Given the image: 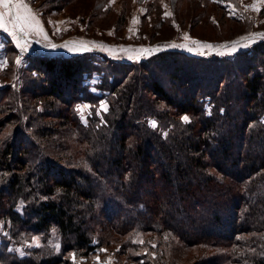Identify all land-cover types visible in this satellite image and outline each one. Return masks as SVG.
<instances>
[{"label":"trees","instance_id":"1","mask_svg":"<svg viewBox=\"0 0 264 264\" xmlns=\"http://www.w3.org/2000/svg\"><path fill=\"white\" fill-rule=\"evenodd\" d=\"M165 54L169 86L180 90L173 98L157 78L141 84L148 65L137 77L123 69L119 80L102 64L90 69L83 55L31 57L39 96L52 98L45 106L69 109L85 99L84 77L93 71L109 110L86 125L67 110L51 132L39 125L30 135L19 118L0 121V222L10 237L0 236V260L13 238L45 240L55 230L62 252L86 253L96 234L145 230L165 244L206 250L201 264H264V38L232 58L245 67L232 63L228 72L192 64L204 58ZM31 252L15 264L54 258Z\"/></svg>","mask_w":264,"mask_h":264},{"label":"rangeland","instance_id":"2","mask_svg":"<svg viewBox=\"0 0 264 264\" xmlns=\"http://www.w3.org/2000/svg\"><path fill=\"white\" fill-rule=\"evenodd\" d=\"M24 2L30 7L43 31L40 35L33 32L25 38L28 50L23 54L21 63L17 64L16 58L20 55V49L10 32L0 29V121L19 118L22 123L19 128L29 135L36 132L39 125L42 130L51 132L55 124L59 125V122L68 116L67 110L74 113L83 125L87 124V119L103 121V116L109 110V95L96 89L102 79L93 71L84 77L86 82L84 88L88 89L86 92L89 94L85 99L69 104V109L59 103L57 107L45 106L44 100L51 102L52 98L39 96L38 85L42 83V79L36 75L34 69L36 63L31 59L36 54L57 57L83 55L90 64L92 63L90 69L93 70L102 64L98 67L99 70H107L110 77L119 80L123 78L121 76L123 69L137 77L139 66L148 65L149 73L143 74L141 70L139 72L142 77L141 84H146L145 81L150 76L157 78L168 92L170 90L173 98L180 90H177L178 87L172 90L173 87L169 86L172 84V79L168 76L171 69L166 68L161 59L169 56L165 52L177 51L195 59L204 58L205 61L192 64L204 68L210 62L222 68L225 65L224 72H228L232 63L237 69L245 67L247 62L232 61V58L250 50L264 38L253 35L264 33V3L258 5L260 11H253L250 6L255 0H24ZM205 4L208 6L204 7ZM185 35L189 39H184ZM242 37L246 39L241 40ZM193 40L215 47H198L192 44ZM233 41H239L240 44L247 46L240 47L238 44L237 51L222 54L228 50L221 46L230 45ZM172 43L186 44L194 50L174 48L170 46ZM141 48L150 51L142 53ZM160 53L163 54L162 57H157ZM105 55L113 64L112 67L110 64L102 63ZM142 94L146 95L145 92ZM17 103L24 104L25 107H20ZM9 105L11 108H8ZM101 105L106 106V110L102 109ZM162 105L164 107V104H160ZM56 108L61 110V113ZM39 114H46V118L42 119ZM184 116L187 115L180 113L178 118L182 120ZM262 120L264 121V115ZM153 121L156 123L155 119H150L149 124L156 128L157 123L153 127ZM8 128L17 130L18 125L11 123ZM3 227L4 224L0 222V236L10 239L8 229ZM93 238V250L86 253L62 252L61 239L55 230L51 231L45 240H42V236H33L18 243L19 240L13 238L14 243L11 242L7 247V259L0 260V264H15L17 261L29 259L33 256L31 251L38 248L44 254L54 257L51 264H104L108 260H111V264H201V259L208 255L206 250L185 249L175 243L165 244L163 236L145 230L123 235L109 231L96 234ZM204 263L211 264V261L205 260ZM38 264L43 263L38 261Z\"/></svg>","mask_w":264,"mask_h":264},{"label":"snow or ice","instance_id":"3","mask_svg":"<svg viewBox=\"0 0 264 264\" xmlns=\"http://www.w3.org/2000/svg\"><path fill=\"white\" fill-rule=\"evenodd\" d=\"M264 3V0H255V3L251 5V9L253 11H260L258 5ZM166 15H171V13H166ZM135 19L133 20V23H135ZM0 29H3L6 32H10L11 36L16 42V46L20 49V55L16 58V63H21V58L25 52L28 50V44L27 40L25 39L29 35L35 34L40 35L42 34V28L39 25V22L36 20L35 15L32 13L30 7L28 4L24 2V0H0ZM131 31V29H130ZM258 35L261 37H264V33H258L253 34ZM45 39H47V36L45 35ZM184 39H189L187 35H185ZM246 38H241V40H244ZM193 45H196L198 47L202 48H212L215 47L213 45H209L206 43H202L200 41H192ZM239 44L240 47H246V44H240L239 41H233L229 44L222 45L221 47L226 48L228 51L227 53L222 54H231L232 52L237 51V45ZM171 47H183L186 48L188 51H193L194 49L192 47H189L188 45H177L175 43H172L170 45ZM52 47H56L55 45H52ZM71 50V49H70ZM149 49L141 48L140 52L146 53L149 52ZM6 63V61L4 62ZM102 109L106 110V106L101 105ZM79 110V109H78ZM182 120L184 122H189V117L184 116L182 117ZM153 127L156 126L155 121L152 122ZM141 243L143 241H140ZM101 251H105L104 249H101ZM104 264H111V260H108L104 262Z\"/></svg>","mask_w":264,"mask_h":264},{"label":"crops","instance_id":"4","mask_svg":"<svg viewBox=\"0 0 264 264\" xmlns=\"http://www.w3.org/2000/svg\"><path fill=\"white\" fill-rule=\"evenodd\" d=\"M59 49V48H58ZM61 51V50H60Z\"/></svg>","mask_w":264,"mask_h":264}]
</instances>
